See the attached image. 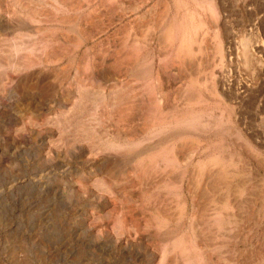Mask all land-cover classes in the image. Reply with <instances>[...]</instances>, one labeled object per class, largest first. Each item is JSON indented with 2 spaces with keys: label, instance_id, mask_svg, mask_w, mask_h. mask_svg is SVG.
Returning <instances> with one entry per match:
<instances>
[{
  "label": "rangeland",
  "instance_id": "obj_1",
  "mask_svg": "<svg viewBox=\"0 0 264 264\" xmlns=\"http://www.w3.org/2000/svg\"><path fill=\"white\" fill-rule=\"evenodd\" d=\"M216 3L0 0V264H264V0Z\"/></svg>",
  "mask_w": 264,
  "mask_h": 264
},
{
  "label": "bare ground",
  "instance_id": "obj_2",
  "mask_svg": "<svg viewBox=\"0 0 264 264\" xmlns=\"http://www.w3.org/2000/svg\"><path fill=\"white\" fill-rule=\"evenodd\" d=\"M211 4H212V7L215 9L217 7V3H216V0H210ZM216 12V11H215ZM214 12V14H215ZM218 12V11H217ZM193 18V17H192ZM9 22L7 23L8 24V27H14L16 28V22L13 21V20H8ZM183 23V22H182ZM203 24V23H201ZM188 26L183 24L180 28L182 29V35H181V38H180V43H179V47H178V51H177V56L180 58V56L182 55H186L188 53H191L192 52V42L190 40V37L188 36V33H189V29L187 28ZM173 28L170 29L167 34V41L170 42V43H173L175 40H174V32H173ZM194 42V41H193ZM178 59V58H177ZM20 73V72H18ZM107 73V72H106ZM100 77V76H99ZM108 79V78H107ZM113 157V156H112ZM118 157V156H116ZM114 158V157H113ZM217 159V158H216ZM182 251H186L188 252L189 250H187V247L186 245L183 244V250Z\"/></svg>",
  "mask_w": 264,
  "mask_h": 264
}]
</instances>
